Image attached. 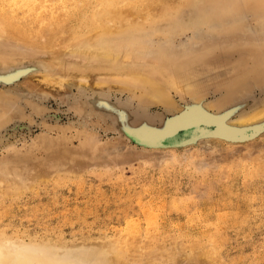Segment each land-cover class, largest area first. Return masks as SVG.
Masks as SVG:
<instances>
[{"label":"rangeland","instance_id":"rangeland-1","mask_svg":"<svg viewBox=\"0 0 264 264\" xmlns=\"http://www.w3.org/2000/svg\"><path fill=\"white\" fill-rule=\"evenodd\" d=\"M25 1L0 0V249L74 247L80 264H264V121L217 130L264 101V0ZM91 17V38L111 31L112 50L140 56L156 82L163 67L193 73L213 124L167 134L198 115L186 97L172 93L171 112L94 88V56L62 51L93 31ZM125 107L165 136L121 122Z\"/></svg>","mask_w":264,"mask_h":264},{"label":"bare ground","instance_id":"bare-ground-1","mask_svg":"<svg viewBox=\"0 0 264 264\" xmlns=\"http://www.w3.org/2000/svg\"><path fill=\"white\" fill-rule=\"evenodd\" d=\"M25 2H27V0ZM153 2L150 4H153ZM28 8H31V9L34 8L33 4L29 3ZM143 11L144 12L148 11V6H147V10H143ZM96 23H97V20H94L93 18L85 19L83 21V26H85V28L84 27L83 28L84 29L92 28L93 31L94 30L96 31L97 29V31L95 33L93 31L88 33L90 37L89 38L87 34L84 35L83 33L82 35V33L78 31L79 29H77L74 35L71 34V37H70L71 44L68 45V47L62 46L63 49L61 48L62 51L70 49L72 51L74 50L77 53L84 54L85 56H88V55L94 56L95 60L98 61V66H97L98 72L97 73L99 74L96 80L94 81V84H93L94 88L96 87L101 88L104 86L108 87L110 84L112 85L114 84L115 87L116 85L118 86L119 88L118 91H127L131 94H135V92L138 91L140 93V97L144 98L143 101H146L151 104L152 103L161 104L164 107H166L168 110H170L171 112L172 110L176 111V108H174V106H176L175 103L174 105L172 104L174 100L173 102L171 100L172 93L180 95L181 97L184 96V98L186 97L190 101L191 104H194L195 109L197 108V105H199L202 102L203 98L201 97V92L199 91L197 84L196 83L192 84L193 83L192 80L196 79L193 73L186 74L187 72H185V74H183L177 69H169V68L167 69V67L166 68L163 67V71H164L163 73L167 80L166 84H160L156 82V80L153 79L150 75L142 73L140 70L137 69V66L139 65L138 62L142 61V58L140 56H137L135 53H132V51H128V52L125 51L124 53H120L118 50L116 51L112 50L113 46H110L109 44L110 42L107 40L108 35L113 34L111 31H107L101 36L97 35L96 37H98L97 39L99 41L93 40L90 34L94 36L98 32V28H96V25H97ZM59 31H61V29ZM43 79H44V82L46 81L47 83L53 82V83L59 84L62 81V79L59 76L55 77L52 75H43ZM60 79L61 81H59ZM86 79L85 77H81L79 78V82H83L86 84L87 82ZM91 106L92 107L94 106L93 108L101 107L99 105L96 106L93 104H91ZM215 107L216 106L214 105L204 103L202 108L196 109L198 111V115L196 114L193 117L183 118L181 121H178L174 123V125L169 126L164 133L169 134L168 131L172 132L176 130L177 128L181 127V125L193 124L195 122L202 123L203 125H206L205 127L211 126V124H213L211 123L212 121L210 120V118L205 117V115L207 116L209 111L217 110ZM112 110L116 111L117 107L116 106L113 107ZM133 114L128 113V109L125 107L122 109L121 113L117 114V118L121 122H126L127 124H129L130 127H133L129 123L131 120V117L135 118L136 123L138 124L137 127H141L139 131L142 130L141 131L142 135L146 137L147 139L148 138L151 139L152 137L160 138L162 136H165L164 133L161 132L160 130L151 131L152 129L151 124L154 120H152L150 117H146L145 115H141V114H140L141 116H134L135 114L134 115ZM130 115L132 116L130 117ZM213 121L217 126L218 125L217 122L215 120ZM263 121H264V101H261V103L255 104L250 109L244 108L238 111V113L232 114V117L228 121H226L225 123L226 126L222 128L217 126L218 127L217 130L221 129L220 131H222V129H225L227 131L235 132L236 134L237 132H240L241 130H247V131L254 130L251 128H254L262 124ZM3 243L4 242H2V244ZM6 243L7 241L1 246V249H0V264H27V263L29 264H80L82 262V261L80 262L76 254L77 251L74 250L75 249L74 247H72L73 250H71V248L70 250L61 249V250H58L59 253L54 254L52 252L53 250L51 251V249H48L45 247H37V246L29 247L27 245H23L21 243L11 242V241L7 244ZM79 248L80 247H78V249ZM102 251L104 252V250H101V249L100 251L96 250V252L95 251L94 252L97 253V255H98V252H100V255L101 254L103 255ZM83 252L84 251H82V253ZM87 253L90 254V256H92L90 257L91 259L95 257V253L94 255H92L93 253L91 252H84L83 255L85 254L87 255ZM96 259L99 261L98 256H96L95 258V261L97 263ZM100 260L101 262L99 263L102 264V259L100 258Z\"/></svg>","mask_w":264,"mask_h":264},{"label":"water","instance_id":"water-1","mask_svg":"<svg viewBox=\"0 0 264 264\" xmlns=\"http://www.w3.org/2000/svg\"><path fill=\"white\" fill-rule=\"evenodd\" d=\"M209 135H210V134H209ZM246 135H247V134H246ZM246 135H245L243 138H245V137H246ZM203 136H204V135H203ZM203 136H201V137H203ZM243 138H242V139H243ZM161 140H162V139H161ZM161 140H160V142H158V143H160V144H166V143H168V142H169V141H167V142L165 143V142H162L163 140H162V141H161ZM185 141H187V140H185ZM185 141H184V142H185ZM161 142H162V143H161ZM180 142H182V141H180ZM184 142H182V143H184Z\"/></svg>","mask_w":264,"mask_h":264}]
</instances>
